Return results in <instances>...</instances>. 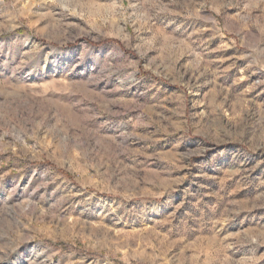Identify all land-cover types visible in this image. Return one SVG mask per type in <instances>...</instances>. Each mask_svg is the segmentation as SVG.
<instances>
[{"label": "rangeland", "instance_id": "374dc122", "mask_svg": "<svg viewBox=\"0 0 264 264\" xmlns=\"http://www.w3.org/2000/svg\"><path fill=\"white\" fill-rule=\"evenodd\" d=\"M0 264H264V0H0Z\"/></svg>", "mask_w": 264, "mask_h": 264}]
</instances>
